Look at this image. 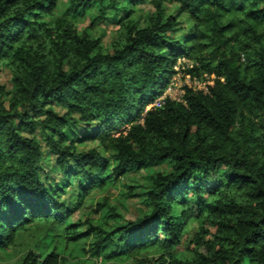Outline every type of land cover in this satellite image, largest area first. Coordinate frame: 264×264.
Returning a JSON list of instances; mask_svg holds the SVG:
<instances>
[{
	"label": "trees",
	"instance_id": "trees-1",
	"mask_svg": "<svg viewBox=\"0 0 264 264\" xmlns=\"http://www.w3.org/2000/svg\"><path fill=\"white\" fill-rule=\"evenodd\" d=\"M59 7L0 0V66L13 86L0 85V264H264V0ZM103 24L118 26L110 47L94 35ZM180 60L191 63L182 79L205 88L153 106ZM37 131L65 184L42 181ZM87 142L101 150H80ZM75 181L72 208L60 198ZM119 185L121 199L105 195L72 219ZM133 199L144 209L127 220Z\"/></svg>",
	"mask_w": 264,
	"mask_h": 264
},
{
	"label": "rangeland",
	"instance_id": "rangeland-1",
	"mask_svg": "<svg viewBox=\"0 0 264 264\" xmlns=\"http://www.w3.org/2000/svg\"><path fill=\"white\" fill-rule=\"evenodd\" d=\"M68 0H60V7L58 10V14H61L64 9L66 8ZM175 9V6H169V11L173 12ZM152 10V6L149 4H145L143 6L140 7V11L137 12V17L138 18H142L141 21L143 22L144 19L146 18V15L148 14L149 11ZM94 14V13H92ZM94 15H86L83 18H81V20L78 23V27L79 29H82L85 26H88L93 18ZM188 25L185 26V30H187ZM118 29V26L115 25H107V24H103L101 25L95 32L94 35L96 36H102L103 40H104V44L107 47H110V44L113 40V37L116 33ZM185 62L187 64H191L189 63L187 60H180L177 64V67L175 68L177 70V74L172 78L169 87L167 88V90L165 91L166 93H164V95H162V97H160V99H157V101L154 102V104H158V102H160V100H162V98H164L165 96H170L169 94H171L172 97L177 98V99H182V90L183 87L187 84V85H193V86H197V85H201L202 87L205 86V83H199V81L195 80V81H184L182 79V70H183V65L185 64ZM0 85L4 86L6 88L7 91H11L13 89L12 86V74L10 72V70L5 67V66H0ZM1 101H6V97H2ZM56 110L59 113H64V111L60 108H56ZM142 122V120H141ZM85 131L84 129L81 130V133ZM37 136H39V139L42 143L43 149H44V159H43V163L40 166V177L42 179V181L49 187H56L58 184H65V179L63 177V175L59 172L57 166H56V158L54 156H52L50 154L49 148L45 142V139L43 137V135L37 131ZM89 148H98L99 150H101V146L99 145V142H87L84 145H80L79 149L83 150V149H89ZM103 154L108 158V155L106 154V152L103 151ZM109 159V158H108ZM167 168V166H163V167H158L156 168L157 170H165ZM143 173V172H142ZM136 175H130L128 177H126L123 180V183H129L130 182V178H133ZM123 189L121 187V185L115 187H111V189L109 190V192H102V191H96L93 195V201H87V203H85L83 205V207L80 209V211L76 212L73 216V220L77 221L80 219H83L85 217V215L90 212L91 208V204L95 203L97 200H100L102 197H104L105 195H109L114 201H118L119 199H121V195L120 192H122ZM79 194V190H78V181H75L73 184H71V186H69L66 190V192L64 194H62L61 196V201H65L67 204H70V206L72 208H76L77 206V197ZM127 207L128 209L125 211V216L127 220H135L141 213V211L144 209V206L140 203V201L133 199V200H128L127 201ZM198 231V222L193 221L191 222V224L189 225V227L186 230L185 233V237H184V243L183 245L177 250V254L181 257H190L191 253H190V248H194L193 245V239L196 235ZM11 252V250L9 251Z\"/></svg>",
	"mask_w": 264,
	"mask_h": 264
},
{
	"label": "built area",
	"instance_id": "built-area-1",
	"mask_svg": "<svg viewBox=\"0 0 264 264\" xmlns=\"http://www.w3.org/2000/svg\"><path fill=\"white\" fill-rule=\"evenodd\" d=\"M187 81H190V79H188L187 78ZM187 85V84H186ZM189 86H191V85H189ZM203 88H205V87H203ZM182 92H183V90H182ZM166 93V92H165ZM164 95V94H163ZM170 96H165L164 98H162V100H160V102H158V104H153V106H157V107H160L162 104H163V102H164V100L166 99V98H171V99H173V100H179V101H181L182 99H177V98H174V97H172L171 96V94H169ZM182 96H183V94H182ZM162 97V96H161ZM160 99V98H159ZM157 101V100H156Z\"/></svg>",
	"mask_w": 264,
	"mask_h": 264
}]
</instances>
